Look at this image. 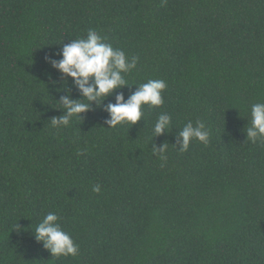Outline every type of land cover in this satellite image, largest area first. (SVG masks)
Segmentation results:
<instances>
[{
	"label": "trees",
	"instance_id": "16d2710c",
	"mask_svg": "<svg viewBox=\"0 0 264 264\" xmlns=\"http://www.w3.org/2000/svg\"><path fill=\"white\" fill-rule=\"evenodd\" d=\"M89 29L136 67L53 126L60 97H81L52 61ZM149 79L165 81L163 104L109 127L106 105ZM256 103L264 0H0V264H264V139L246 137ZM161 113L171 124L154 134ZM198 120L208 143L179 151ZM49 212L76 256L35 238Z\"/></svg>",
	"mask_w": 264,
	"mask_h": 264
},
{
	"label": "clouds",
	"instance_id": "9594fccd",
	"mask_svg": "<svg viewBox=\"0 0 264 264\" xmlns=\"http://www.w3.org/2000/svg\"><path fill=\"white\" fill-rule=\"evenodd\" d=\"M59 55L61 59L52 61V66L65 76L72 78L81 98L70 99L68 95L60 97L58 102L65 110V114L51 118L52 125L56 127L68 126L73 117L81 118L79 114L89 110L90 102L95 101L99 104L113 90L128 84L123 74L135 68L137 61L136 57L129 60L123 50L113 48L110 43H105L103 37L92 29L88 30L86 37L71 40L70 43L64 45ZM165 88V81L149 79L146 83L137 85L136 90L126 100L123 94L117 93L115 103H109L105 108L109 113L107 125L115 127L122 122L136 123L143 115V105L158 107L163 104L161 92ZM170 124L171 117L167 113L159 114L153 127V133L160 134L168 130ZM178 136L180 138L178 149L184 152L193 139L206 145L209 132L203 122L198 120L194 126L189 121L179 130ZM246 137L252 142L264 139V103L252 105L251 126L247 128ZM166 149V144L159 149L161 160L167 159L164 155ZM156 151L157 149L153 146L152 152ZM92 191L99 193L100 185L93 186ZM59 220L60 217L56 213H47L35 228V238L43 242L44 248L52 256L74 257L78 254V245L62 229Z\"/></svg>",
	"mask_w": 264,
	"mask_h": 264
}]
</instances>
